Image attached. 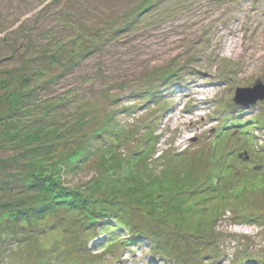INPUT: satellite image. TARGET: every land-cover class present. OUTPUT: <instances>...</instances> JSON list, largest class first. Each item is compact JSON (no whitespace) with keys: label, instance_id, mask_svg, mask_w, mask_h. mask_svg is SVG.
Wrapping results in <instances>:
<instances>
[{"label":"rangeland","instance_id":"374dc122","mask_svg":"<svg viewBox=\"0 0 264 264\" xmlns=\"http://www.w3.org/2000/svg\"><path fill=\"white\" fill-rule=\"evenodd\" d=\"M258 84L264 0H0V264H264Z\"/></svg>","mask_w":264,"mask_h":264},{"label":"trees","instance_id":"16d2710c","mask_svg":"<svg viewBox=\"0 0 264 264\" xmlns=\"http://www.w3.org/2000/svg\"><path fill=\"white\" fill-rule=\"evenodd\" d=\"M136 165H138V163L136 164ZM136 165H134V168H136L137 166ZM138 169V168H137ZM166 170V169H165ZM131 171V170H130ZM143 171L145 172L146 171V168H143ZM126 172H129V170H127ZM139 172L140 171H134L133 172V176L130 178V177H127V178H130V180L132 179V183H133V186H135L139 181H141V178H142V176H140V174H139ZM169 173H171V172H168V174ZM182 173V172H181ZM183 174V173H182ZM181 174V175H182ZM46 174H42L39 178H37L36 179V183L37 184H35V183H33V184H35V185H37V187L38 188H40V189H44V184H45V182H47V180H44L45 178H44V176H45ZM183 177V176H182ZM161 177H159L158 179H160ZM134 180V181H133ZM162 181H165V180H163L162 179ZM180 187H185V186H180ZM134 191H137V190H134ZM65 193H68L67 191H65ZM189 195L190 194H186V196L185 197H183V198H180V199H178L177 200V203L180 205L181 203L183 204V203H186L187 201H190V197H189ZM137 199H139V200H137ZM140 197H136V199L135 200H137L136 202L137 203H139V204H144L143 202H141L140 201ZM155 199V198H154ZM205 200H207V199H209V197H207V198H204ZM213 199V198H212ZM222 200V199H221ZM215 201H219V200H215ZM200 202H202V199L200 200ZM47 203H45V204H42V205H38L36 208H34L33 210H31V212L34 214V217L33 218H35L36 220H42L43 219V215H45V213L48 211V209L49 208H46L47 206H45ZM145 204H147V203H145ZM151 206V205H150ZM200 206H202L201 207V209H203V211H207L208 210V207H206V206H204V204H202V203H200ZM211 207H210V213L212 214V217L214 216V215H216L217 213H220V210H219V206H213V205H210ZM213 211V212H212ZM24 215V213H22V212H19V214H17L16 213V210L15 211H13V210H11V213H10V219H14L16 222H17V225H21L22 227H25L27 224L25 223V219L24 220H22V217L21 216H23ZM236 217V216H235ZM247 220H248V218H246ZM195 220V219H194ZM203 220V219H202ZM202 220H201V223L199 224V229H196V225H197V222H195V223H191L190 222V225H188L191 229H193V231L194 232H202L203 231V229H202V227L200 226V225H203V222H202ZM248 221H252V220H248ZM155 222H153L152 220H150V223H148V228L147 229H152V226L154 227V226H158V225H151V224H154ZM156 232L157 233H159V231H157L156 230ZM160 235V234H159ZM54 250L55 249H51L49 252L52 254V256L54 255H57V254H59L60 253V251H57V252H54ZM54 252V253H53Z\"/></svg>","mask_w":264,"mask_h":264},{"label":"water","instance_id":"95a60500","mask_svg":"<svg viewBox=\"0 0 264 264\" xmlns=\"http://www.w3.org/2000/svg\"><path fill=\"white\" fill-rule=\"evenodd\" d=\"M245 96H249V98L253 96L251 101L264 99V85L258 84L250 88H237L235 90L233 101L238 105L242 103H248L249 100H247ZM239 156L245 159L248 158L246 153L240 154Z\"/></svg>","mask_w":264,"mask_h":264}]
</instances>
